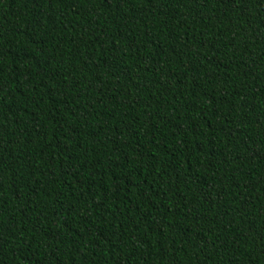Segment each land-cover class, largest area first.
I'll return each mask as SVG.
<instances>
[{
	"label": "trees",
	"instance_id": "obj_1",
	"mask_svg": "<svg viewBox=\"0 0 264 264\" xmlns=\"http://www.w3.org/2000/svg\"><path fill=\"white\" fill-rule=\"evenodd\" d=\"M0 264H264V0H0Z\"/></svg>",
	"mask_w": 264,
	"mask_h": 264
}]
</instances>
